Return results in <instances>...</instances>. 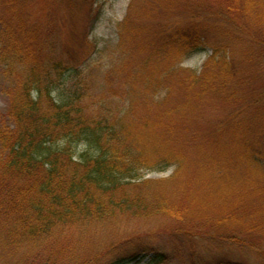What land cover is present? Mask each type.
Returning a JSON list of instances; mask_svg holds the SVG:
<instances>
[{"label": "trees", "instance_id": "16d2710c", "mask_svg": "<svg viewBox=\"0 0 264 264\" xmlns=\"http://www.w3.org/2000/svg\"><path fill=\"white\" fill-rule=\"evenodd\" d=\"M59 1L56 29L40 20L47 6L0 0V264H168L117 227L160 215L179 249L204 237L259 251L250 236L264 238V0H227L226 11L205 2L183 22L155 16L151 3L170 0H131L111 51L89 40L92 21L86 34L71 28L79 0ZM203 52L201 69L182 66ZM169 169L171 182L201 178L205 197L195 201L199 183L174 184L171 197L144 178ZM95 237L103 252L91 260L77 249ZM213 259L205 264H240Z\"/></svg>", "mask_w": 264, "mask_h": 264}, {"label": "rangeland", "instance_id": "374dc122", "mask_svg": "<svg viewBox=\"0 0 264 264\" xmlns=\"http://www.w3.org/2000/svg\"><path fill=\"white\" fill-rule=\"evenodd\" d=\"M90 2H96L97 6L93 15L89 16V7L88 4ZM227 0H170L167 4H163L161 1H156L151 3V6H154L155 16L162 19L166 18L169 22H183L186 21L188 18L187 10L189 8H193V6H199L205 2H213L215 8H222L221 10L226 11V3ZM229 1V0H228ZM227 1V2H228ZM131 0H85L84 4L77 1V5L80 6L78 9L75 10L73 16V26L71 28L78 29V31L82 34L87 33L88 26H84L85 23L88 21H92V26L90 29V37L89 40L92 44H97L99 49H110L116 45L117 41V32H116V25L121 22L125 15L128 12V8L130 5ZM43 6H47V15L40 18V20L49 19L50 22L55 23L54 26L56 29L60 27L61 21L66 17L65 8H63L62 1L59 0H28L29 7L42 8ZM203 6V5H202ZM192 10V9H191ZM190 10V11H191ZM189 11V12H190ZM138 15L142 16L143 14L137 13ZM165 21V20H163ZM44 22V21H43ZM80 27V28H79ZM210 28V27H209ZM61 34L63 35L64 40L69 44H75L67 38V30L64 26L60 29ZM208 32L210 36L213 37V30ZM209 56L208 52L199 53L193 55L189 59L185 60L182 64L185 68L190 69H201L203 63L207 60ZM255 92H258L260 85L258 82L252 85ZM251 92V91H250ZM253 92V91H252ZM255 94V93H253ZM0 108H4L2 104V100L0 98ZM224 111H221L219 114H223ZM173 169H169L162 173H149L144 176L145 179L151 180L153 182H161L160 185L164 184L167 186L165 188V192L171 196H174L175 185L179 186L180 188L186 187L187 183L195 185L199 183L197 186L198 191L196 196L194 197L197 201L198 197H202L206 194L205 182L202 181L201 178H197V181H193L192 177L185 176L183 177L187 182H183L182 179H176L173 182L169 180V176L172 174ZM191 182V183H190ZM201 182V183H200ZM174 186V187H173ZM190 187H187V192L182 191L183 193L177 194L178 201L184 200L189 201L190 196ZM205 197V196H204ZM203 197V199H204ZM215 200L209 199L205 201L209 205L203 204V210L206 215L211 216L216 212V209L210 207L214 206ZM219 205V204H218ZM218 214L222 213L224 205L218 206ZM227 209V208H225ZM237 215H245L244 210L236 209ZM240 218V217H239ZM241 220V219H240ZM251 221V220H250ZM249 221V222H250ZM120 232H123L128 235H132L133 244H143L149 245L153 249H160L163 250L164 253L166 252L169 258L168 264H205L206 262L210 263L214 262L215 259H220L221 257L228 258L227 261L237 262L240 264H264V238L262 235L252 234L250 239H252V244L257 245L259 253L254 250H251L250 244L246 243V245L242 247L230 246L225 244H220L217 242L208 241L207 238H203L202 242L199 240L194 239V243L192 246H188V242L184 241V245L182 249H179L180 245L178 243L173 244V227L177 229L176 225L173 224L170 220L166 219L164 216H158L153 218H146V219H139V218H131L130 220L127 219H120L117 221ZM192 226H195L194 224ZM234 227L238 228L239 226ZM186 226H184V229ZM108 234L111 236H121V233H117L116 231H108ZM172 234V235H171ZM198 237V236H196ZM210 237V236H209ZM211 238V237H210ZM240 239L239 237H237ZM105 239V236H104ZM178 239V238H177ZM249 241V240H248ZM85 247H80L77 251H83L82 253L88 255L91 260H93L94 256L98 253H102L103 248L99 249L97 246L100 245L99 237H95L92 239V242H85ZM106 248V245L104 246ZM87 248V249H86ZM85 250V251H84ZM89 250V251H88ZM94 255V256H93ZM99 255V254H98ZM93 256V257H92ZM146 261L141 262L140 264H145ZM132 264V263H131ZM136 264V263H134Z\"/></svg>", "mask_w": 264, "mask_h": 264}]
</instances>
